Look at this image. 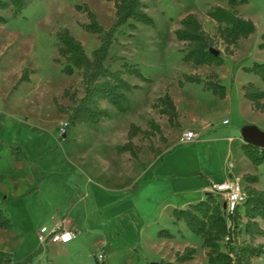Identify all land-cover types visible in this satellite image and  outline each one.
Returning <instances> with one entry per match:
<instances>
[{"label": "rangeland", "instance_id": "obj_1", "mask_svg": "<svg viewBox=\"0 0 264 264\" xmlns=\"http://www.w3.org/2000/svg\"><path fill=\"white\" fill-rule=\"evenodd\" d=\"M142 1L155 24L136 23L133 29L128 25L121 26L114 35L106 61L116 69L122 60L115 57H124L141 69L143 77L126 75L131 84L139 86L125 92L129 110L118 112L108 101H102V106L114 113L112 118H104L97 124L86 122L70 126L58 150L43 159L42 172L46 179L41 187L44 191L49 188L46 193L36 191L25 196L27 200L20 197L4 201L1 191L7 190L10 196H15L19 190L17 183L21 181L36 187L43 173L33 169L27 160L11 158L7 145L0 143V154L3 155L0 161V208L11 222L8 228L0 226V256L5 259L1 264H99L97 256L104 251L98 246L103 238L88 231L68 251L56 246L47 251L37 242L36 228L52 216L58 218L68 213L74 199L82 201L68 216L79 221L85 229L95 225L101 229L99 224L104 221L99 213L103 206L102 195L125 196L143 184V160L148 161L155 153L149 150V145L152 144L153 149L156 145L161 151L164 141L159 135L147 139L138 134L133 141L140 148L141 160L130 158L122 151L121 144L131 123L149 128V121L154 119L170 144L180 139L185 129L193 128L199 132V140L178 146L188 147L199 141V157L192 162L193 166L199 165V176L205 172L224 177L230 170L244 184L239 175L251 173L259 178L256 186L264 190V163L253 164L242 153L240 143L243 125H254L264 131V113L254 110L242 91V85L249 81L264 91V81L242 69L254 60L264 61V49L258 47L264 32V0H247L238 5H231L227 0ZM24 2V7L16 14L10 7L0 9V16L5 19L0 21V136L26 143L32 156L40 146L52 145L56 137L63 134L68 116L57 110L54 97L59 103L70 106L73 102L62 95L65 88L75 91L77 100L83 95L80 72L76 70L69 75L62 71L65 60L58 53V32L68 29L90 55L101 40L97 33L84 27L89 18L83 7L87 5L105 29L112 25L115 9L113 2L107 0ZM215 5L246 15L254 21L256 29L247 38L238 40L233 54L225 53L222 43L217 45L224 58L222 65L196 66L183 60L181 49L185 48L186 42L177 40L174 31L179 27L180 19L193 12L206 31L217 33L218 23L208 15ZM24 69L28 70L30 79L19 81ZM194 73L203 78L216 73L227 87L226 96L221 98L203 88L201 83L183 79L184 74ZM165 92L177 104L180 126H170L167 117L152 107L156 98ZM205 124L209 125V130L203 129ZM225 129H231V132L222 137ZM229 136H234V141ZM218 197L223 204V197ZM152 209L151 206L149 211ZM112 213H115L114 223L120 226L122 218L129 232L126 235L116 234V230L112 233L115 246L105 250V264H208L201 237L185 223L174 222L173 216L159 206L154 208V217L149 218L157 223L142 228L136 225L138 214L129 203L125 202L122 209ZM239 225H243V220ZM160 228H167L173 236H158ZM255 241L264 243V236L256 237ZM187 246L196 248L194 257L177 261V252ZM253 264H264V253L255 257Z\"/></svg>", "mask_w": 264, "mask_h": 264}, {"label": "trees", "instance_id": "obj_2", "mask_svg": "<svg viewBox=\"0 0 264 264\" xmlns=\"http://www.w3.org/2000/svg\"><path fill=\"white\" fill-rule=\"evenodd\" d=\"M113 2L115 19L109 29H105L98 21L96 14L85 5L89 22L84 27L97 33L100 37V44L87 54L82 42L76 39L68 29L58 32V53L64 58L65 63L62 71L72 75L78 70L81 74L83 84V95L77 100L75 91L70 92L69 87L63 90V96L69 98L73 104L70 106L59 103L54 97L57 110L67 114V125L64 133L58 137L66 136L72 125L86 122L99 123L104 118H112L114 113L102 106V101H108L118 112L129 110L126 91L138 88L137 84H131L126 75L143 77L137 63L130 62L124 57L121 59L119 68L112 69L109 63V49L114 41V35L121 26L128 25L135 28L136 23L154 25L155 20L146 11V5L142 0H107ZM231 5H238L247 0H227ZM25 5L24 0H0V9L10 7L14 14L18 13ZM208 15L218 23L217 33L211 34L206 31L198 16L189 12L180 19V25L175 29L174 34L177 40L186 42L183 51V60L190 61L194 65H222L224 58L219 51L214 53L211 47L218 49L217 45H224V52L233 54L240 38H247L252 34L256 25L251 18H246L232 8L220 5L212 6ZM5 20L0 16V21ZM258 47L264 49V32L260 35ZM245 72L253 73L264 81V61H252L243 66ZM27 69L23 70L19 81L29 80ZM185 81L201 83L203 88L211 90L217 96L224 98L227 94V87L221 82L216 73L210 78H203L198 73L184 74ZM179 83L183 81L180 79ZM243 96L251 107L264 113V91L255 82H247L242 85ZM161 115H165L172 127L180 126V113L172 96L165 92L156 98L152 104ZM138 134L150 139L159 135L165 141L161 126L154 119L149 121V128H142L131 123L126 135V140L121 148L127 151L132 158L137 159L140 148L133 139ZM11 154L18 160L26 158L24 148L17 142H8ZM151 150L152 144L149 145ZM241 151L253 164L264 163V147L256 146L243 141ZM242 179L246 197L242 205L237 207L231 215L232 225L227 224L226 216L223 213V204L219 195L208 192L202 199L189 204L185 208H174L172 216L174 222L182 221L185 225L198 234L203 246L206 248L208 264H253V259L264 253V243L256 242V237L264 236V190L256 188L252 184L257 183L258 176L251 173H244ZM243 221L240 226L239 222ZM263 223V224H262ZM0 226L10 227L9 217L0 208ZM158 236H173L167 228H160ZM243 236L240 240L239 237ZM196 253L195 247L187 246L182 252H177V261L192 259ZM5 259L0 256V264ZM99 264H102L100 261Z\"/></svg>", "mask_w": 264, "mask_h": 264}, {"label": "crops", "instance_id": "obj_3", "mask_svg": "<svg viewBox=\"0 0 264 264\" xmlns=\"http://www.w3.org/2000/svg\"><path fill=\"white\" fill-rule=\"evenodd\" d=\"M244 17H247L246 15H242ZM250 103V102H249ZM176 104V102H175ZM251 105V104H250ZM177 107V104H176ZM179 121L180 116H179ZM245 125H243L244 127ZM205 130H209V125L205 124L204 128ZM191 130L196 133L197 138L199 140V132L194 131L193 128H187L184 131ZM231 129H225L224 134L222 137H226L225 135H229ZM183 131V132H184ZM182 132V133H183ZM127 134V133H126ZM68 133L66 134V136ZM66 136H62V139ZM59 137V136H58ZM58 137H56V140L53 142L52 145H46V146H40L38 152L35 155H29V147L26 143H21L20 141H11L8 139H5L0 136V143L7 145L8 152L10 150V156L14 160L17 161H23L27 160L29 165L33 166V169L39 170L42 172L43 167V159L47 154H51L53 152H56L59 147V143L62 141H58ZM166 140L162 142L164 144L163 149L157 150V146L154 147V155L151 159L148 161L143 160L144 167H143V184L136 186L135 190H133L131 193L123 196V194H103L101 200H103V206H101L99 209V213L102 214L103 222H100L99 225H101V229H99L98 225H95L91 227L90 229H85L82 224H80L79 221L73 220L68 216V213H71L73 210L72 208L75 205H78L81 201H75L72 200V204L69 207V211L66 214H63L60 217H51L49 218L48 222H41L38 224L36 228L37 233V242L38 240V231L40 227L47 226L48 228H53L58 226L59 228H67L75 233V237L73 240H71L68 243L62 244V243H48L43 247V249H47V251L52 247L56 246L58 248H62L65 251L70 250L74 246L77 245V243L80 241L83 235L86 234V232H90L96 235L98 238H103V242L99 244L98 247H100V251L103 250V260L101 261L102 264H105V250H112L114 248V242L112 233L115 232L116 234L122 235L125 234L128 230L125 229L124 222L122 221V218H120V222L118 226L113 221L114 214L112 212L118 211L119 209L123 208V204L125 202L132 205L133 209H136V212L138 214V219L136 220V225L138 227L141 226H148L153 225L157 223L155 220H150L149 218L154 217V208L159 206L160 208L164 209L170 216L172 215V211L174 208H185L189 204L196 202L199 199H202L206 196V194L210 191V179L214 180H224L229 177H234L232 172L230 170L227 171V175L224 177H216L214 175L210 176L203 172L201 176H199V165H194V159L196 157H199V141L191 144V146L188 147H179V144H183L180 139L177 141L172 142V144L169 143V139L167 136ZM234 136H229V139L231 141H234ZM221 137H216V139H220ZM126 140V138H125ZM125 140L122 142V144L125 142ZM195 141V140H194ZM191 141V142H194ZM8 142H17L24 148V153L26 155V158L23 160L16 159L11 154V149L8 144ZM186 142V143H191ZM243 142L242 135L240 137V143ZM121 144V146H122ZM4 147V145H2ZM151 150V149H149ZM123 152L127 153L130 158V154L127 151L122 150ZM3 158V155L0 154V161ZM134 160L140 161V152L138 154V158H132ZM230 166H232V162H230ZM229 166V167H230ZM27 172L23 171L21 174ZM243 173H241L239 176H242ZM238 177V176H235ZM240 178V177H239ZM5 179V178H4ZM46 175L43 173L41 177H39L38 184L36 187L34 184L32 185H24L21 181L17 183V187L19 190L17 191L15 196H10L6 191H1L4 195V201H9L10 199H18L20 197H23L28 194H31L32 192H38L41 193L42 191L44 193L47 192L49 189L43 190V182H45ZM23 184V185H22ZM256 188V183L252 184ZM13 193V192H12ZM88 196H90L89 192H86ZM97 195V194H95ZM2 195L0 194V197ZM98 199V195L96 196ZM99 200V199H98ZM138 200H140L141 205H138ZM147 205V208H145V205ZM152 206V210L149 211V209ZM104 210V212H102ZM113 210V211H112ZM111 213V214H110ZM108 215L111 216L110 219L108 218ZM118 215V214H117ZM120 215V213H119ZM244 221V220H243ZM179 224L182 223V221L178 222ZM112 226V228L110 226ZM39 227V229H38ZM121 227V228H120ZM129 232V231H128ZM114 234V233H113ZM124 236V235H123ZM40 244V243H39ZM99 251V252H100ZM98 252V253H99Z\"/></svg>", "mask_w": 264, "mask_h": 264}, {"label": "built area", "instance_id": "obj_4", "mask_svg": "<svg viewBox=\"0 0 264 264\" xmlns=\"http://www.w3.org/2000/svg\"><path fill=\"white\" fill-rule=\"evenodd\" d=\"M224 122H227L225 120ZM67 122L64 123L63 133ZM197 135L191 130L184 131L180 137L182 143L191 142L196 140ZM210 191L214 194L223 197L225 203L224 215L226 216L227 224L232 225L231 215L234 211L243 204L246 192L243 184L239 177H229L224 180H214L210 179ZM75 237L74 231L67 228H59L58 226L53 228H48L47 226L40 227L38 231V240L42 245H47L48 243H68ZM99 261L103 260V254L99 253L97 256Z\"/></svg>", "mask_w": 264, "mask_h": 264}, {"label": "water", "instance_id": "obj_5", "mask_svg": "<svg viewBox=\"0 0 264 264\" xmlns=\"http://www.w3.org/2000/svg\"><path fill=\"white\" fill-rule=\"evenodd\" d=\"M211 51L218 53L220 50L215 47H211ZM242 137L243 141L252 143L256 146L264 147V131L259 129L257 126L245 125L242 129ZM223 207H225V203H223Z\"/></svg>", "mask_w": 264, "mask_h": 264}]
</instances>
